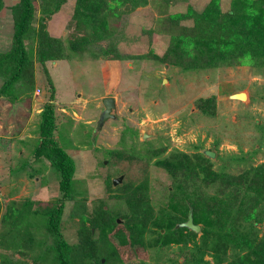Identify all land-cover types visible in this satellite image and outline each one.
<instances>
[{
  "label": "rangeland",
  "instance_id": "obj_1",
  "mask_svg": "<svg viewBox=\"0 0 264 264\" xmlns=\"http://www.w3.org/2000/svg\"><path fill=\"white\" fill-rule=\"evenodd\" d=\"M15 1L4 0L0 10V50H6L12 42L15 16L11 5ZM75 1L65 0L48 19L49 33L65 43L75 34ZM208 1L138 0L135 6L120 5L119 15H109L110 26L116 29L112 41L118 52L130 54L131 58L47 61L55 85L54 136L75 161L74 181L80 190L77 201L87 215L94 214L101 205L118 220L103 240L98 239V228H93L98 252L104 254L110 248L117 253L118 259L105 264H216L209 250L203 261L195 262L200 248L196 246L199 231L196 242L148 245L157 227L148 223L138 228L131 221L135 209L125 196V186L147 179L148 199L157 210L168 203V189L173 183L166 170L154 161L174 148L191 155L212 150L213 168L234 173L264 160V63L236 62L182 70L152 57L163 54L176 29L169 14L183 12L188 5L201 10ZM218 1L222 12L231 9L232 0ZM33 2L36 23L43 14V0ZM180 22L191 25L193 18ZM109 42L110 38L102 39L98 45ZM137 54L141 57H135ZM2 80L0 77V85ZM35 80L31 96L21 102L11 103L0 97V264H54L50 246L53 235L42 224L45 217L35 218L31 226L34 247L25 251L6 246L11 232L6 231L2 219L10 204L20 207L24 199L31 198L35 200L29 215L32 220L33 213L53 205L61 194L57 170L48 160H35L32 154L38 138L39 112L51 91L37 61ZM237 91L243 93L233 96ZM211 95L216 99L214 115L197 106L200 97ZM105 97L114 99L110 109L113 116L98 127ZM162 145L166 149L158 155L143 154L148 148ZM117 177L121 179L114 183ZM75 212L74 200L66 201L60 228L69 243L81 240L80 217ZM255 225L259 239L264 234V220ZM230 252L228 249V259ZM226 263L227 260L222 262Z\"/></svg>",
  "mask_w": 264,
  "mask_h": 264
},
{
  "label": "trees",
  "instance_id": "obj_2",
  "mask_svg": "<svg viewBox=\"0 0 264 264\" xmlns=\"http://www.w3.org/2000/svg\"><path fill=\"white\" fill-rule=\"evenodd\" d=\"M64 1L43 0V14L35 23L33 0H16L11 5L15 16L12 42L9 48L0 50V77L3 78L0 97L11 103L31 96L36 84L35 62L41 64L51 91L39 112L38 138L32 154L35 160H48L57 170L61 192L53 205L41 213H33L32 220L29 215L35 200L24 199L20 207L10 204L8 213L4 212L2 217L7 225L6 231L11 232L6 246L17 251L34 247L31 226L36 223V217L37 220L45 217L42 224L53 235L50 246L54 264H105L110 259H118L117 253L110 248L104 254L98 252L93 228H98V239L103 240L118 220L101 205L94 209V214L87 215L77 201L80 190L74 181L75 161L54 136L57 127L53 101L55 85L47 64L65 58H131L130 54L118 52L114 45L112 40L116 29L111 28L109 15H119L118 6L126 3L135 6L138 0H76L73 14L75 34L66 43L61 37L51 35L47 28L48 19ZM3 5L4 0H0V10ZM168 17L176 29L171 33L163 54L152 57L182 70L236 62L264 63V0H232L231 9L225 12L221 11L218 0H209L201 10L188 5L185 11L171 13ZM188 17L193 18L191 25L180 22ZM106 38H110V42L99 46L98 42ZM25 40L32 43L27 44ZM197 106L202 112L214 115L215 95L200 97ZM165 149V145L151 147L143 154L153 157ZM154 162L172 178L173 186L168 189L166 206L154 210L147 195V179L135 186L126 185L124 192L135 209L131 221L138 228L148 223L157 227L156 234L147 241L148 245L196 242V231L177 225L192 210L193 221L200 224V240L196 244L200 248L195 262L203 261V255L209 250L216 264L225 260L226 264H264V234L258 239L255 225L264 220V160L234 173L214 169L206 153L191 155L174 148ZM210 188L212 191L208 193ZM68 200H74L75 214L80 217L81 240L77 243H69L60 228L63 208ZM4 239L1 238L2 243ZM228 249H231L229 259L226 257Z\"/></svg>",
  "mask_w": 264,
  "mask_h": 264
},
{
  "label": "water",
  "instance_id": "obj_3",
  "mask_svg": "<svg viewBox=\"0 0 264 264\" xmlns=\"http://www.w3.org/2000/svg\"><path fill=\"white\" fill-rule=\"evenodd\" d=\"M241 93H243V91L234 92L232 95L237 96L238 94ZM103 104H104V108L102 109L97 122L98 127L102 125V123L108 116H113V114L110 112V109L115 105L114 99L112 97H105L103 100ZM205 153L208 154V156L211 157L214 156V152L212 150H205ZM120 179L121 177H117L113 179V182L116 183ZM177 225L186 226L187 228L197 232L200 231V224L193 221L192 210H189L187 214V218L184 221L179 222Z\"/></svg>",
  "mask_w": 264,
  "mask_h": 264
}]
</instances>
